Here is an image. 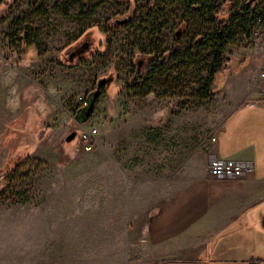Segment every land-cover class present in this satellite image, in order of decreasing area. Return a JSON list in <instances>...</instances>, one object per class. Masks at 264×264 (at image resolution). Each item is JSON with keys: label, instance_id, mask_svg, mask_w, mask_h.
Segmentation results:
<instances>
[{"label": "rangeland", "instance_id": "374dc122", "mask_svg": "<svg viewBox=\"0 0 264 264\" xmlns=\"http://www.w3.org/2000/svg\"><path fill=\"white\" fill-rule=\"evenodd\" d=\"M83 1L85 13L77 0H0V133L20 113L28 133L49 130L33 141L0 197V264L148 262L155 248L138 237L149 212L125 211L128 184L136 197L144 190L146 205L154 190L174 191L185 179L186 157L190 172L201 159V141L237 103L234 96L264 95V0L251 8L261 21L249 37L236 34L225 44L222 55L230 62L203 99L215 50L205 12L189 0ZM244 2L236 0L234 9ZM94 24L110 40L103 56L95 29L75 39ZM90 38L79 61H64L65 47ZM166 49L179 57L138 78L137 54L161 56ZM109 74L113 80L83 122L97 129L96 145L84 151L75 113L95 81ZM105 135L120 147L103 151ZM6 160L0 144V167ZM110 173L118 180L107 179Z\"/></svg>", "mask_w": 264, "mask_h": 264}, {"label": "crops", "instance_id": "0c3cea01", "mask_svg": "<svg viewBox=\"0 0 264 264\" xmlns=\"http://www.w3.org/2000/svg\"><path fill=\"white\" fill-rule=\"evenodd\" d=\"M234 101L201 141V159L190 172L186 157L185 179L174 191L158 196L154 190L146 205L144 190L136 197L128 184L122 196L125 211L141 206V212H149L138 241L156 253L144 264H264V95L258 99L251 92L240 93ZM106 135L102 150L118 149ZM214 156L250 160L254 169L238 178H217L207 168ZM138 175L139 181L151 180ZM105 177L118 180L117 174Z\"/></svg>", "mask_w": 264, "mask_h": 264}, {"label": "trees", "instance_id": "16d2710c", "mask_svg": "<svg viewBox=\"0 0 264 264\" xmlns=\"http://www.w3.org/2000/svg\"><path fill=\"white\" fill-rule=\"evenodd\" d=\"M77 1L79 2L81 13L87 12L88 4L83 0ZM189 1L192 7L206 13L208 17L207 22L213 27L210 39L214 42L215 50L212 53L213 62L209 68V80L205 83L203 90L200 92V98L203 99L210 94L208 89L213 83L212 77L218 72L225 70L227 63L230 62L228 58H224L222 55L225 44L233 39L236 34H243L245 37H249L250 30L256 25V21H261V17L254 16L251 11L252 6L259 0H255L251 3H247L248 0H245L239 9H234L236 0H221L217 3H212L211 0ZM93 29H95L99 37H101L98 38L96 51L100 52V56H103L110 46V40H108V34L105 31H99V26L97 24L88 26L75 39L79 38L88 30ZM26 36L27 32L25 37ZM191 45L193 46L195 44L192 42ZM100 47L103 48L100 49ZM139 56L140 57L136 58L135 66L136 72L139 73L137 74L138 78L142 79L143 75L149 73L153 67L161 66L167 58L177 59L179 54L175 49H166L161 53V56H157L155 52H141ZM139 60L141 64L138 63ZM69 65L70 64H68V66ZM48 131L47 127L42 126L38 127L36 132L28 133L22 113L4 125V129L0 133V144L7 147L8 160L0 167V197L5 192L9 182L15 177L19 165L29 155V152L32 151L31 147L34 143L33 141H39Z\"/></svg>", "mask_w": 264, "mask_h": 264}, {"label": "built area", "instance_id": "2783aa9c", "mask_svg": "<svg viewBox=\"0 0 264 264\" xmlns=\"http://www.w3.org/2000/svg\"><path fill=\"white\" fill-rule=\"evenodd\" d=\"M260 75L264 77V68ZM85 104V101H83ZM80 131L79 146L84 151H90L96 145L97 129L95 127H85L84 123H78ZM212 141L215 137L211 136ZM208 172L217 178H238L253 171V162L250 160H240L233 158L211 157L207 164Z\"/></svg>", "mask_w": 264, "mask_h": 264}, {"label": "flooded vegetation", "instance_id": "af4514ba", "mask_svg": "<svg viewBox=\"0 0 264 264\" xmlns=\"http://www.w3.org/2000/svg\"><path fill=\"white\" fill-rule=\"evenodd\" d=\"M91 43H92V40L90 38L88 41L82 42V44H79L76 46L71 44L72 46L69 45V46L65 47L64 51H63L64 52L63 53L64 61H66V63H74V62L79 61L82 58L83 54L87 51V49ZM138 57H140L139 54H137L136 58H138ZM138 63H140V60L138 61ZM99 79L102 80L100 87H99V91H100L99 95H100L101 93H103L105 91L106 87L109 85L108 82H111L113 80V75L109 74V75L104 76V77L99 78ZM99 79L95 81L93 90L96 89L97 82L99 81Z\"/></svg>", "mask_w": 264, "mask_h": 264}, {"label": "water", "instance_id": "95a60500", "mask_svg": "<svg viewBox=\"0 0 264 264\" xmlns=\"http://www.w3.org/2000/svg\"><path fill=\"white\" fill-rule=\"evenodd\" d=\"M255 0H248L247 3H251V2H254ZM120 23L123 22V20H120L119 21ZM102 80H99L97 82V87L95 90L89 92L86 96V102L83 106L79 107L77 110H76V113H75V117H76V120L78 123H83L85 121H87V119L89 118V116L92 114V111H93V106H94V103H95V100L96 98L99 96V87H100V84H101ZM75 135V132H71L67 137H66V140H70L74 137Z\"/></svg>", "mask_w": 264, "mask_h": 264}]
</instances>
